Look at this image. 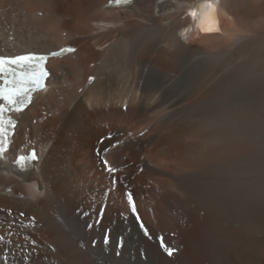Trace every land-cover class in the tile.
I'll use <instances>...</instances> for the list:
<instances>
[{
  "label": "bare ground",
  "instance_id": "6f19581e",
  "mask_svg": "<svg viewBox=\"0 0 264 264\" xmlns=\"http://www.w3.org/2000/svg\"><path fill=\"white\" fill-rule=\"evenodd\" d=\"M108 4L0 0V55L76 48L18 115L0 264H264V0Z\"/></svg>",
  "mask_w": 264,
  "mask_h": 264
},
{
  "label": "snow or ice",
  "instance_id": "6c2138e0",
  "mask_svg": "<svg viewBox=\"0 0 264 264\" xmlns=\"http://www.w3.org/2000/svg\"><path fill=\"white\" fill-rule=\"evenodd\" d=\"M128 3L129 0H109V3ZM207 7L214 10V5L209 2ZM193 17L196 16V12L190 13ZM202 31H212L211 28H202ZM64 51H74V49H61V53ZM61 53L53 52L52 56H57ZM47 57L33 56V55H21L14 57L0 56V157H3L7 151L9 142V130L15 128L16 121L12 118L4 120V113L6 111H13L15 113H23L24 110L32 103V93L43 89L44 80L49 75L47 69L43 66ZM15 66V67H10ZM91 79V78H90ZM143 134V133H141ZM38 159L37 153L33 150L29 156H18L16 163L20 164L22 161L27 163L29 161H35ZM107 171L110 173L115 172V169L111 167L108 161H103ZM129 203H132V197L128 196ZM133 211L135 207L133 206ZM91 227V225H89ZM143 227V225H141ZM147 235V232H145ZM3 237H0L2 240ZM107 243V236L105 237ZM164 251L168 256H172L175 249L166 247L161 242ZM27 259V257H26Z\"/></svg>",
  "mask_w": 264,
  "mask_h": 264
},
{
  "label": "rangeland",
  "instance_id": "374dc122",
  "mask_svg": "<svg viewBox=\"0 0 264 264\" xmlns=\"http://www.w3.org/2000/svg\"><path fill=\"white\" fill-rule=\"evenodd\" d=\"M42 15L41 14H38V17H41ZM35 18H37V17H35ZM63 35H65V34H63Z\"/></svg>",
  "mask_w": 264,
  "mask_h": 264
}]
</instances>
